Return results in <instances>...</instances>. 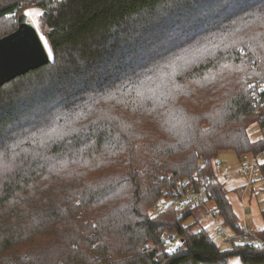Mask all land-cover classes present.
Masks as SVG:
<instances>
[{
  "label": "trees",
  "instance_id": "1",
  "mask_svg": "<svg viewBox=\"0 0 264 264\" xmlns=\"http://www.w3.org/2000/svg\"><path fill=\"white\" fill-rule=\"evenodd\" d=\"M25 5L51 62L0 86V264H264L222 182L211 201L246 237L227 248L186 225L199 208L152 210L199 159L264 151V0H0V38Z\"/></svg>",
  "mask_w": 264,
  "mask_h": 264
},
{
  "label": "built area",
  "instance_id": "2",
  "mask_svg": "<svg viewBox=\"0 0 264 264\" xmlns=\"http://www.w3.org/2000/svg\"><path fill=\"white\" fill-rule=\"evenodd\" d=\"M250 94L253 98L252 106L254 110L261 114L262 108L264 107V83H252L250 85ZM261 137L264 139V126L261 129ZM262 162H264V151L259 153L257 156H250L249 158H246L241 165L240 173L243 174L246 179L245 184L241 188L242 197H245L246 193L250 191L251 185L259 174L258 165ZM208 164H211L213 174H201L205 166ZM223 168L224 162L219 157H213L211 160L208 158L199 159L193 178L191 180H180L173 187L170 195L163 197V200H157L155 202L154 206L156 210L162 211L170 205H173L178 213L177 216L179 217L182 207L185 205L189 208L206 207V217H208L212 223V230H209L212 234H218L223 239H231L238 242L242 241L246 237L241 234L234 233L231 228L226 227L221 221L219 209L216 205H210L212 202L211 186L218 182H222V178H224ZM242 228L244 233L252 235L250 224L244 221ZM174 239L175 241L173 242ZM163 244L166 252H177L179 238L174 234H166L163 239Z\"/></svg>",
  "mask_w": 264,
  "mask_h": 264
},
{
  "label": "water",
  "instance_id": "3",
  "mask_svg": "<svg viewBox=\"0 0 264 264\" xmlns=\"http://www.w3.org/2000/svg\"><path fill=\"white\" fill-rule=\"evenodd\" d=\"M50 62L39 31L22 12L16 30L0 38V86Z\"/></svg>",
  "mask_w": 264,
  "mask_h": 264
},
{
  "label": "rangeland",
  "instance_id": "4",
  "mask_svg": "<svg viewBox=\"0 0 264 264\" xmlns=\"http://www.w3.org/2000/svg\"><path fill=\"white\" fill-rule=\"evenodd\" d=\"M22 11H24V13L28 16V20L34 23L39 33L43 36V29L40 23V16H41L42 10L32 5H25L22 8ZM45 127L52 128V125L48 124V125H45L44 128ZM3 129L5 130L6 128H3ZM249 131L253 139H256L261 136V130L257 124H254L249 129ZM217 157H219L224 162L223 170L225 171L227 166H230L231 168L234 167V169H237V167H240L245 161V159L249 158L250 155L239 156L234 151H222ZM58 178H64V175L63 174L59 175ZM64 180L61 182H64ZM222 182L227 189L231 187V185L229 186L230 182L228 180H226V185H225L223 178H222ZM229 193H230L229 194L230 201L232 203L233 209L238 213L239 218L243 217V204H242V199H241L242 197H241L240 190L237 188H234V189L229 190ZM163 199L164 198L162 197L158 199V201L163 200ZM244 204L246 208H248L247 215H246L247 221L253 222L254 217H255L254 210H258V209H260V211L261 209L264 210V181L259 180L256 183L251 185L250 191L246 193ZM210 205H215V204L214 202H211ZM154 209L156 210L155 206L152 207V210ZM197 210L199 214L196 215L195 217L189 218L186 221V225L196 223L195 227L197 228L200 225H205L209 222V218L205 217L206 208L201 207ZM210 230H212V227L210 228ZM213 236L222 248H227L229 246L228 242L225 241L226 239H223L220 235L213 234ZM234 261L238 262V264H242L238 257L233 258L230 264H233Z\"/></svg>",
  "mask_w": 264,
  "mask_h": 264
},
{
  "label": "crops",
  "instance_id": "5",
  "mask_svg": "<svg viewBox=\"0 0 264 264\" xmlns=\"http://www.w3.org/2000/svg\"><path fill=\"white\" fill-rule=\"evenodd\" d=\"M240 168H241V166L237 167V169H234V167L231 168L230 166H227L226 170L223 171V173H224L223 179H224L225 185H226V180H228L230 182L229 186L231 185V187H229V189H227L225 187L228 191L231 189L237 188L240 190V193H241V188L245 184L246 179L243 175H241ZM229 194L230 193H228V198L230 200ZM241 197H242V195H241ZM241 199H242V204H243V217L239 218L240 222L243 224L245 221L248 224H250V226L252 228H255L256 230H263L264 229V210H262V209H261V211H260V209L254 210V213H255L254 220H253V222H251V221L248 222L247 217H246L248 208H246V206L244 204L245 203V197H242ZM236 214L238 215L237 212H236ZM238 217H239V215H238ZM204 226L210 230V228L212 227V223L209 220V222L207 224H205Z\"/></svg>",
  "mask_w": 264,
  "mask_h": 264
},
{
  "label": "snow or ice",
  "instance_id": "6",
  "mask_svg": "<svg viewBox=\"0 0 264 264\" xmlns=\"http://www.w3.org/2000/svg\"><path fill=\"white\" fill-rule=\"evenodd\" d=\"M233 264H238V262L234 261Z\"/></svg>",
  "mask_w": 264,
  "mask_h": 264
}]
</instances>
